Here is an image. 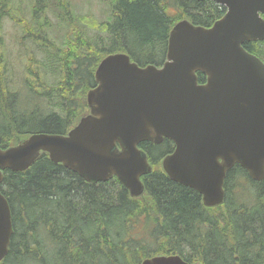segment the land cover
<instances>
[{
  "label": "trees",
  "instance_id": "trees-1",
  "mask_svg": "<svg viewBox=\"0 0 264 264\" xmlns=\"http://www.w3.org/2000/svg\"><path fill=\"white\" fill-rule=\"evenodd\" d=\"M97 1L105 20L93 21L80 0H33L30 16L18 19L12 0H0V148L32 134L66 136L88 114L86 94L107 55L121 51L141 66L161 65L175 22L187 18L208 28L226 13L211 0ZM7 17L21 31L20 79L7 55ZM244 48L264 61V42ZM139 147L153 166L142 178L149 207L116 179L88 183L45 154L26 171H4L0 192L13 234L0 264H138L158 254L190 264H264V180L234 167L224 205L209 209L196 191L162 172L160 159L174 149L170 141Z\"/></svg>",
  "mask_w": 264,
  "mask_h": 264
},
{
  "label": "water",
  "instance_id": "water-1",
  "mask_svg": "<svg viewBox=\"0 0 264 264\" xmlns=\"http://www.w3.org/2000/svg\"><path fill=\"white\" fill-rule=\"evenodd\" d=\"M201 1V0H199ZM227 12L212 27L181 22L171 32L162 70L140 68L126 56L110 55L87 94L90 114L67 136L33 134L0 148L3 171L29 169L43 154L85 178L117 176L132 198L147 206L142 177L153 168L139 144L170 139L172 154L161 167L173 182L195 190L206 208L225 200V179L235 166L264 180V63L245 48L264 41V0H213ZM208 77L199 86L197 72ZM13 234L11 212L0 192V262ZM141 264H188L158 255Z\"/></svg>",
  "mask_w": 264,
  "mask_h": 264
},
{
  "label": "rangeland",
  "instance_id": "rangeland-1",
  "mask_svg": "<svg viewBox=\"0 0 264 264\" xmlns=\"http://www.w3.org/2000/svg\"><path fill=\"white\" fill-rule=\"evenodd\" d=\"M33 0H12L11 8L12 14L20 19L21 17H29L30 16V7ZM82 3L81 6H86L83 8L82 12L89 11L92 13L91 18L93 21L96 20H105L102 19L104 15V5L99 3L97 0H80ZM87 5L92 9L88 10ZM105 17V16H104ZM85 24L89 23V21L83 22ZM61 29L57 30L60 31ZM19 31V32H18ZM19 33V34H18ZM65 33V28H64ZM21 31L18 29L16 25L13 24L9 17L5 18L3 21V35L6 43L7 55H9L10 59L15 63V68L17 71V78L20 79L22 76V66L24 64V57L22 55V47H20L17 42V36H20ZM91 36L94 35V32L90 33ZM19 76V77H18ZM16 86V83H15ZM41 103H38V106ZM38 109V108H37ZM35 112V109L32 111Z\"/></svg>",
  "mask_w": 264,
  "mask_h": 264
},
{
  "label": "bare ground",
  "instance_id": "bare-ground-1",
  "mask_svg": "<svg viewBox=\"0 0 264 264\" xmlns=\"http://www.w3.org/2000/svg\"><path fill=\"white\" fill-rule=\"evenodd\" d=\"M171 256L178 257L179 259L183 260V259H182L181 257H179V256H176V255H171Z\"/></svg>",
  "mask_w": 264,
  "mask_h": 264
}]
</instances>
